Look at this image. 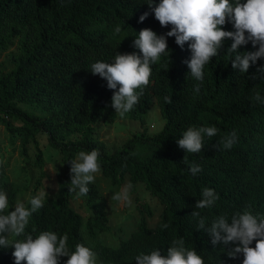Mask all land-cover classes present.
<instances>
[{
    "label": "trees",
    "instance_id": "1",
    "mask_svg": "<svg viewBox=\"0 0 264 264\" xmlns=\"http://www.w3.org/2000/svg\"><path fill=\"white\" fill-rule=\"evenodd\" d=\"M147 2L0 0V53L14 50L12 68L0 73V125L7 131L8 154L17 149L23 159L25 166L20 170L26 183L19 187L18 175L15 180L10 178L9 159L4 161L0 147V189L8 194L9 211L23 191H29V197L45 191L44 206L32 215L26 233L34 237L45 230L60 236L67 233L72 251L84 243L97 254L99 264H137L135 257L141 252L160 249L166 253L179 238L205 264H242V254L230 259L223 244L214 248L208 234L197 230L198 218L190 214L202 198V189L209 187L220 198L212 208L198 210L206 218V226L220 215L230 220L249 206L254 215H264V104L252 100L255 92L264 97V80L251 78L264 59L248 73H240L231 66L234 54L227 53V48L233 41L227 39L219 55L205 66L203 81H196L184 63L191 57L188 43L182 49L175 37H168V51L152 65L143 96L121 117L113 109L107 110L113 90L107 88L106 80L90 72L91 64L113 62L117 52L142 55L133 41L144 28L157 34L171 30V25L162 27L154 13L139 21L143 13L150 12ZM117 25L122 31L114 35ZM223 28L235 31L231 21ZM255 50L251 42L239 49ZM197 84L199 92L194 91ZM153 108L159 110L164 124L149 134L146 116ZM118 116L139 122L142 130L107 153L97 128L101 123L113 125ZM193 126H215L219 131L214 137H204L202 151L186 153L177 140ZM233 130L237 143L223 149L221 137ZM92 149L99 150V172L113 186L131 183L130 192H135L137 184H142L162 207L158 221L150 227L146 217L151 211L141 205L144 210L136 230L115 247L99 238L109 226L107 205L97 186L90 183L89 193L79 198V208L85 209L86 216L75 210L71 203L76 199L68 193V162L79 151ZM48 160L55 169L53 182L45 170ZM193 162L202 167L197 175L189 171ZM165 223L170 227L163 229ZM14 250L0 248V264H15ZM67 259L62 257L61 264Z\"/></svg>",
    "mask_w": 264,
    "mask_h": 264
},
{
    "label": "clouds",
    "instance_id": "2",
    "mask_svg": "<svg viewBox=\"0 0 264 264\" xmlns=\"http://www.w3.org/2000/svg\"><path fill=\"white\" fill-rule=\"evenodd\" d=\"M147 4L150 12L143 13L139 21L143 22L154 13L160 25H171V30L165 34H157L150 28H144L133 41V46L142 55L117 52L113 62L97 61L91 64L90 72L106 80L107 88L113 90L110 107L121 117L133 110L143 96L144 89L150 83L152 65L157 64L168 51V37H175L176 44L182 49L188 43L191 57L184 63L190 69L188 75L196 81H203L205 66L219 55L227 39L233 41L227 48V53L234 54L231 66L240 73H248L252 65L264 59V0H246V3L242 0H160L159 4L155 0H148ZM228 21L233 23L235 31L224 30L223 26ZM121 31V27L117 25L114 35ZM249 42L256 50L240 52V47ZM251 78L264 80V65H259L256 75ZM199 90L197 84L194 91ZM165 100L171 103L170 98L165 97ZM252 100L254 103L264 104V97L259 92H255ZM218 131L215 126L189 127L177 140V144L186 153H198L204 147V137H214ZM237 139V133L233 130L221 137L219 145L223 149H231ZM99 158L98 149L82 150L68 162L71 167L67 188L75 199L89 193V184L94 182L95 174L100 171ZM184 161L187 163V156ZM189 171L197 175L202 167L193 162L189 165ZM132 188L131 183H125L111 199L130 204ZM46 195L45 191H40L26 202L17 199L14 210L9 211L8 194L0 189V248L15 249L12 252L15 264H22L24 261L27 264H61L62 257H68L64 264H97V254L84 243L77 244L74 251L69 248L67 233L60 236L55 231L45 230L35 237L26 233L30 218L44 206ZM201 197L190 216L198 218L197 230L208 234L212 246L216 248L223 244L230 259H237L242 254V264H264V215H254L249 206L236 212L230 220L227 216L220 215L210 226H206V218L198 210L212 208L220 197L209 187L202 189ZM161 227L167 229L170 225L165 223ZM254 241L255 247H252ZM135 260L137 264H205L203 257L195 249L186 247L183 238L174 239L166 253L162 254L160 249L147 254L141 252Z\"/></svg>",
    "mask_w": 264,
    "mask_h": 264
},
{
    "label": "rangeland",
    "instance_id": "3",
    "mask_svg": "<svg viewBox=\"0 0 264 264\" xmlns=\"http://www.w3.org/2000/svg\"><path fill=\"white\" fill-rule=\"evenodd\" d=\"M14 50L11 49L9 52L0 53V73H6L12 68L11 63V53ZM113 109L108 106V109ZM115 112V109H113ZM164 124V120L161 118L159 110L157 108H153L149 111L146 116V126H148V133L153 134L154 131L158 128L160 129ZM142 130L139 122L128 120L125 118L117 117L115 123L113 125H103L102 123L97 128V133L101 141L106 146V152L110 153L114 149L119 148L125 141H127L135 132H140ZM46 140L44 137L41 138L40 145L44 148V144ZM0 147L5 153L4 161L9 159V165L7 168V173L10 175V178L15 180L17 179V175L19 179L16 181L19 187H23L26 185L23 180L24 174L21 172V168L24 165L23 159L17 149H15L12 154H8L11 151V147L8 142V135L6 129L0 125ZM45 170L48 173V177L51 180L50 182L55 181V169L49 160L47 161ZM127 181V180H126ZM101 196L102 199L106 202V211L108 215V226L109 230L105 231L102 236L99 235L106 243L114 242L109 246H117L121 239H127L131 235L133 231L137 228V223H139L142 213L140 212L141 205L145 204V207H148L149 210L151 208V216L146 217L148 225L153 227L159 219V214L161 213V205L158 201L153 198L147 190H145L142 184H137L135 192H130V200L131 203H121L111 199V197L119 191V189L124 185L118 187L113 186L108 179L104 178L100 172L95 174V180L93 182ZM29 198V191L25 190L18 199L27 201ZM138 200V201H136ZM73 201V200H72ZM82 201L76 199L73 204L74 208L78 213L80 212L84 216L87 215L85 209H80L79 204ZM98 264V262H97Z\"/></svg>",
    "mask_w": 264,
    "mask_h": 264
}]
</instances>
